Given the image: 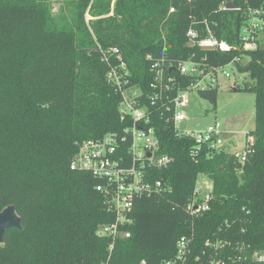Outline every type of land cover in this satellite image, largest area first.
Listing matches in <instances>:
<instances>
[{
  "label": "trees",
  "instance_id": "obj_1",
  "mask_svg": "<svg viewBox=\"0 0 264 264\" xmlns=\"http://www.w3.org/2000/svg\"><path fill=\"white\" fill-rule=\"evenodd\" d=\"M233 1L235 10L219 8ZM55 2H61L57 10ZM263 5L264 0H0V212L14 206L22 227L5 232L0 264H163L175 259L181 238L188 249L178 264H209L210 257L224 258L226 252L206 243L227 235L264 250V29L256 50L239 45L243 11ZM190 28L231 49L190 48ZM111 47L121 51L131 83L145 95L153 81L147 55L173 65L191 56L214 66L233 62L250 79L235 89L254 95V128L241 162L224 145L191 156L194 142L154 111L157 153L171 162L151 172L167 191L135 200L132 224L122 229L130 236L116 239L110 250L111 239L98 233L114 222L96 191L100 182L71 171L69 163L79 143L123 128L120 97L106 79L102 55ZM241 58L246 62L235 61ZM169 75L180 79L176 72ZM217 91L198 96L215 108ZM199 176L211 183V199L206 211L190 217L184 207Z\"/></svg>",
  "mask_w": 264,
  "mask_h": 264
},
{
  "label": "built area",
  "instance_id": "obj_2",
  "mask_svg": "<svg viewBox=\"0 0 264 264\" xmlns=\"http://www.w3.org/2000/svg\"><path fill=\"white\" fill-rule=\"evenodd\" d=\"M52 10L55 11V8ZM173 11L172 8L169 9V13ZM263 29L264 5L258 9L243 11L239 29L241 49L256 50ZM206 31L209 34L207 29ZM186 37L189 44L193 43L201 49L211 48L219 51L231 49L230 45L218 42L212 36L199 37L191 28L187 31ZM102 55L109 67L106 79L120 97L118 113L124 125L119 132H109L99 139L79 143L70 160L69 169L88 173L100 182L96 186V191L103 195L107 210L114 215V222L101 226L98 233L111 239V250L116 239H126L130 236L129 232L122 229L132 224L131 212L135 200L167 191L165 184L153 180L151 172L153 169L166 168L171 162L169 157L157 153L159 143L152 126V114L154 111H160L166 116V120L172 123L176 133L187 136L194 142V148L190 151L191 156L196 155L200 148L212 150L223 146V132L217 123L196 133H182L178 130V125L188 119L186 110L189 107L191 93L198 94L218 88L222 80L230 78L225 67L234 63L214 66L207 63L205 58L191 56L173 65L164 57L154 58L147 55L145 59L150 63L153 81L149 85L148 95H145L140 87L131 83L129 69L118 48L111 47ZM235 61L241 62V59ZM171 71L176 72L180 79L169 75ZM181 79H188V83L183 85ZM211 188L212 185L209 187L207 182H196L193 198L184 207V211L190 217H195L208 209ZM187 245L188 241L181 238L176 244L175 259L163 264L183 262ZM206 246L226 252L224 258H216L219 253L210 257L209 264H264V250H252L248 245L234 242V237L230 235H227L224 241L217 239L215 242H207Z\"/></svg>",
  "mask_w": 264,
  "mask_h": 264
},
{
  "label": "rangeland",
  "instance_id": "obj_3",
  "mask_svg": "<svg viewBox=\"0 0 264 264\" xmlns=\"http://www.w3.org/2000/svg\"><path fill=\"white\" fill-rule=\"evenodd\" d=\"M60 4L61 2L54 3L56 10ZM85 19L89 22L90 16L86 14ZM241 62H246V59L241 58ZM225 70L230 78L220 82L215 108L197 93H191L186 110L188 119L178 125V130L182 133H196L217 123L223 132L225 150L241 162L245 155V143H252V137L246 138V135L254 128V95L234 91L236 85L242 87L250 82L247 75L239 73L234 64L226 66ZM197 181L207 182L211 187L205 176H199Z\"/></svg>",
  "mask_w": 264,
  "mask_h": 264
},
{
  "label": "water",
  "instance_id": "obj_4",
  "mask_svg": "<svg viewBox=\"0 0 264 264\" xmlns=\"http://www.w3.org/2000/svg\"><path fill=\"white\" fill-rule=\"evenodd\" d=\"M221 10H235L236 3L229 2L219 7ZM190 48L194 47L193 43L188 45ZM203 51H210L211 48H203ZM236 89H234L235 91ZM21 219L17 216L14 206H7L0 212V245L3 242V236L6 231L12 229H21Z\"/></svg>",
  "mask_w": 264,
  "mask_h": 264
}]
</instances>
